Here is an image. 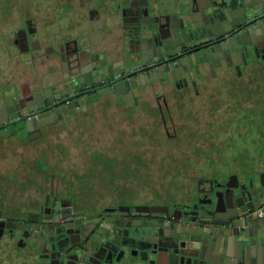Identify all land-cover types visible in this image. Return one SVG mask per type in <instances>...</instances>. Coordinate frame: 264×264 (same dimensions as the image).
Listing matches in <instances>:
<instances>
[{
    "label": "flooded vegetation",
    "instance_id": "flooded-vegetation-1",
    "mask_svg": "<svg viewBox=\"0 0 264 264\" xmlns=\"http://www.w3.org/2000/svg\"><path fill=\"white\" fill-rule=\"evenodd\" d=\"M184 1L189 3L184 5ZM62 4L66 5L65 9L74 5L70 0ZM56 7L62 9L59 5ZM193 7L194 0H81L80 9L84 14L79 9L77 22L68 30L58 32V36L41 33L37 27V18L32 16V11L28 7L24 25L17 30L14 42L21 52L31 54L30 62L33 67H37L38 64L48 67L50 64L52 67L51 60L57 59L63 68L76 66V69L85 76L95 71L96 77L92 82L87 75L88 81L77 83L74 87L78 92L77 96L70 95L63 102L69 103L74 98L79 99L88 95L87 109L81 108L80 111L66 114L62 118L51 115L49 107L32 110V105L28 104L25 95L31 93L37 85L34 77L16 86L14 96L3 93L0 97V119L4 116L2 112L7 102L12 107L19 102L22 109L13 112L16 115L15 119L8 117L7 122L0 121V134L12 124L26 118L41 117L42 113L54 117L55 122L66 121L67 117L79 118L82 114L87 115L91 106L99 99L110 96L125 100L127 104H138L140 99L149 93L148 91H153L163 115V123L168 124L164 111L171 108L172 101L165 92L169 95L176 92L182 95L190 93V149L204 146V149L190 151V162L186 161L189 165L183 162L184 169L223 168L227 161L221 147L226 142L231 144L229 137L232 134L246 132L248 137L260 136L262 143L258 150L250 154L243 148L242 161L236 167L237 162H228L231 169L225 176L223 171H214L213 177H199L194 173L190 178V181H193L190 185L193 187L184 190L183 197L173 195L163 202L136 203L133 200H120L111 205L84 207L77 202L73 194L48 190L43 192L40 200L27 203L19 201L18 207L10 208L12 211L10 214H6V206L3 203L0 206V242L5 243L7 247L6 250L0 249V256L6 252L9 257L0 258V264H109L110 257H107V254L105 260L108 263L100 261L93 254L99 252L103 255L105 251L102 250L107 248L100 251L99 247L117 235L120 231L118 225H143L149 221L152 213L139 211L138 206L156 205L161 209H168L167 212L160 213L164 223L167 225L175 223V226L177 224L178 228L184 230L190 228V217H194L191 211L201 208L200 201H207L206 194L212 187L217 190L220 184L248 185L251 181L254 184L260 182L259 175L264 173V132L256 133L250 127H258L256 122L258 108L264 109V99L261 97L264 92V81L258 80L261 77L259 74H264V48L259 44L263 39L258 41L254 35L257 33V27H252L254 22L247 21L249 29L256 30L252 29L243 34L242 44H235L230 38L226 40L227 42L223 39L221 42L226 49L219 48V45L218 48L212 49V45H206L205 48L192 47L190 51H185L180 45H175L161 54L149 52L148 56L140 57L138 45L133 40L130 44L122 41L124 31L125 34L128 33L129 22L133 23L131 31L135 34L131 37L137 40L138 24L141 22L149 24L158 17L164 22L172 18L176 23L182 18H187L195 23L196 17L191 11ZM207 20L206 18L205 21ZM109 38L111 42L108 43ZM112 43L115 44L113 46L115 49H112L114 45ZM142 44L141 49L144 42ZM114 50L123 52L122 58L111 60ZM136 59L138 61L135 64ZM175 63L179 65L173 68ZM165 66L168 70H164ZM151 73H158L159 78L148 82L146 76ZM137 77L145 83L139 85ZM126 80L134 81L135 86L123 93L116 90L98 94L99 91L115 89L118 83ZM227 87L231 90L229 100L227 93L224 92ZM72 90L73 88H69L65 91ZM8 96L15 100L14 104L6 99ZM63 103L59 102L57 106ZM233 120L237 123H232ZM216 123V127H212ZM225 126L230 131L226 132ZM201 133L205 134L204 138H198ZM204 144H208L207 147ZM236 168L248 170L239 177L235 173ZM194 204L197 207H194ZM258 207L261 206H255L251 215L264 222V207H261L262 215H257L255 210ZM176 216L181 219L176 220ZM235 224L240 227L246 226L243 218L235 220ZM171 231L173 230L168 229V232ZM250 234H254V231H250ZM149 237L154 239V234ZM186 238L189 239L190 236L187 235ZM253 246L256 249L259 247ZM119 251L122 262L118 264H147L141 261L140 250L137 247L122 246ZM162 252L166 251L156 253L157 264H165ZM214 259L219 260L220 256Z\"/></svg>",
    "mask_w": 264,
    "mask_h": 264
},
{
    "label": "rangeland",
    "instance_id": "rangeland-1",
    "mask_svg": "<svg viewBox=\"0 0 264 264\" xmlns=\"http://www.w3.org/2000/svg\"><path fill=\"white\" fill-rule=\"evenodd\" d=\"M65 1L69 0H0V97L33 78L31 54L21 52L14 42L27 8L37 18L41 33L58 36L77 22L81 4V0H70L74 5L65 9ZM148 92L138 104L110 96L99 99L79 118L55 122L48 116L31 117L7 127L0 134V206L5 203L6 214L19 201L40 200L48 190L73 194L84 207L120 200L163 202L173 195L181 198L184 190L193 187L194 173L210 177L214 171H228V162H237L236 167L242 161L243 148L253 154L262 143L260 136L232 134L231 144L221 147L227 161L223 168L184 169L190 151L204 149H190V93L165 92L172 101L164 111L165 124L153 91ZM224 92L229 100L230 88ZM262 111L258 108V127H250L256 133L264 132ZM225 130L230 131L226 126ZM204 137V133L198 136ZM6 247L0 242V249ZM6 257V252L0 256Z\"/></svg>",
    "mask_w": 264,
    "mask_h": 264
},
{
    "label": "water",
    "instance_id": "water-1",
    "mask_svg": "<svg viewBox=\"0 0 264 264\" xmlns=\"http://www.w3.org/2000/svg\"><path fill=\"white\" fill-rule=\"evenodd\" d=\"M210 1L211 11L208 14V21H205L204 24L192 23L187 18L180 19L179 24L175 23L172 18L164 22L162 18L158 17L149 24L147 22L139 23L136 35L144 42V46L148 45L156 55L175 45H180V48L185 51H190L192 47L205 48L206 45H212V49L218 48L217 45L221 49H226L221 42L223 39L226 41L230 38L233 43L242 44L243 34L253 29H249L247 21L254 22L252 27L264 23V0ZM188 3V1H184V5ZM238 12L240 16H237ZM190 40L192 44H190ZM245 50L247 51V49ZM178 65L175 63L173 68ZM164 70H168V67L165 66ZM158 78V73L146 76L148 82ZM137 82L139 85L145 83L144 80L141 81L140 77H137ZM86 84L88 83L86 82ZM132 86H135L134 81L126 80L118 83L115 89L99 91L98 94L116 90L123 93ZM58 92L56 97L48 98L42 104L40 99L44 100L48 92L33 91V99H29L28 104H41L40 107L32 110L49 107L51 115L60 118L66 114H74L81 108L87 109L86 98L88 95L79 99L74 98L69 103H63L64 99L70 95L77 96L78 92L74 87L71 92ZM6 99L12 104L15 102L10 96ZM59 102L63 104L58 107ZM13 106L6 103V108L2 112L4 116L0 121L7 122L8 117L16 118L13 112L21 110L22 104L17 102ZM45 114L42 113L40 116H45ZM51 118L54 117L51 116ZM259 176L258 184H254L250 179L251 182L248 185L244 183L220 184L217 190L212 187L206 194L207 201H200L201 208L191 211L194 217H190V228L184 230L178 228L177 224L175 226V223L169 225L164 223L160 213H165L168 209L164 210L156 205L138 206L139 211L152 213L148 218L149 221L143 225H118L120 231L117 232V235L112 236L108 243L99 247L100 251L107 248L102 250L105 251L103 255H100L99 252L93 255L100 261L107 262L105 260L107 254V257H110L109 264H118L122 262L118 251L122 246H126L137 247L140 250L141 261L147 264H157L156 253L161 250L168 252L167 264H264V236L262 237L264 222L251 215L255 206L262 207L264 205V173ZM193 206L197 207L195 204ZM239 218H243L246 226L240 227L235 224V220ZM180 219L181 217L176 216V220ZM168 229L173 231L168 232ZM245 231L250 237L249 240L241 236ZM250 231H254V234H250ZM151 234H154V239H150ZM187 235L190 236L189 239L186 238ZM224 241L228 243L220 255V247ZM253 245L259 247L256 249ZM217 254L220 255L219 260L214 259Z\"/></svg>",
    "mask_w": 264,
    "mask_h": 264
},
{
    "label": "crops",
    "instance_id": "crops-1",
    "mask_svg": "<svg viewBox=\"0 0 264 264\" xmlns=\"http://www.w3.org/2000/svg\"><path fill=\"white\" fill-rule=\"evenodd\" d=\"M253 1H256V0H253ZM210 5H211L210 0H194V7L192 8L191 11H193L195 14V17H196L195 23L196 24H199V25L203 24L205 22V19L206 18L208 19V14L211 11ZM237 16H240L239 12L237 13ZM177 23L179 24V20L177 21ZM127 25H128V27H127L128 33L126 32V34H125V31H124L122 41L130 44V43H132L131 40H133L138 45V54L140 55V57L141 56H148L149 52L151 54L152 51L149 49L148 45L147 46L145 45L141 49L142 40L132 39L133 37H131V36L135 35L131 31L133 29V23L129 22ZM256 29H257V33L254 35H256V39L258 41H260L259 39H263V40H261V42L259 44H261V46H263V48H264V42H263L264 41V25H263V27L261 25H260V27H259V25H257ZM107 41L109 43V41L111 42V39L109 38V39H107ZM112 41H114V40H112ZM112 44H114V43H112ZM111 45H110V47H111ZM113 46H115V44L112 45V49H115V47H113ZM125 50H127V48ZM112 53H113V56H112L111 60L120 59L123 56V52H118L117 50H114V52H112ZM89 60L90 59H88V61ZM137 61H138L137 59L134 60L135 64L137 63ZM50 63H52V67L50 66V64H49V67L47 65H44V64H41L40 67H39V64L37 65V67H33V65H32V69H33L32 76L36 80L37 85L35 86L36 89L34 88V90H32L31 93L30 92L28 94L26 93L25 96H27L28 100L33 99V97H32L33 91L48 92V95H46L44 97L45 98L44 100H42V98L40 99L42 101V104H43V102H46L48 100V98L53 99L54 97H56L57 93H59L58 91H65V90H68L69 88L75 87V84H77V83L81 84L85 81H88V79H86L87 75L90 76V81L93 82L95 80V77H96L94 75L95 71H93L92 74L89 72V74H87L85 77V74L83 75L80 71H78L76 69V66H68L67 68H65V67L63 68L59 65V63L57 62V59L56 60L52 59ZM259 75H261V77L258 78L259 82L264 81V74H259ZM75 82H77V83H75ZM259 85H261V83H259ZM15 89H14V91H15ZM7 95H13L14 96L15 93L12 92L11 94H7ZM40 105L41 104H32V108L35 109L37 107H40ZM0 107H1V105H0ZM262 112H264V111H262ZM247 170L248 169H240V170H236L235 173L239 177H242L243 174ZM229 172L230 171H225V172H223V175L225 176V174H228ZM210 177H213V176H210ZM262 207H264V205ZM241 236L246 240L250 239L249 235L246 234V231L244 233H242ZM227 243H226V241H224V243L220 247V253H219L220 255H221L222 250L225 248V246H227ZM162 253H163L162 255L164 256L165 264H167L168 252H162ZM220 255L217 254L216 256H220Z\"/></svg>",
    "mask_w": 264,
    "mask_h": 264
},
{
    "label": "built area",
    "instance_id": "built-area-1",
    "mask_svg": "<svg viewBox=\"0 0 264 264\" xmlns=\"http://www.w3.org/2000/svg\"><path fill=\"white\" fill-rule=\"evenodd\" d=\"M255 214H257V215H262V208H261V207H258V208L255 210Z\"/></svg>",
    "mask_w": 264,
    "mask_h": 264
}]
</instances>
